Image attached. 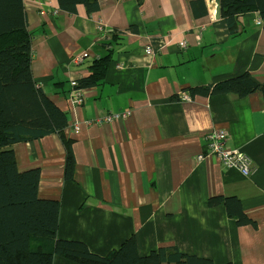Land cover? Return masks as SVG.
<instances>
[{
	"label": "crops",
	"instance_id": "1",
	"mask_svg": "<svg viewBox=\"0 0 264 264\" xmlns=\"http://www.w3.org/2000/svg\"><path fill=\"white\" fill-rule=\"evenodd\" d=\"M188 1L100 0L89 15L81 5L67 13L57 0H23L31 73L67 114L75 165L66 180L65 150L51 134L14 144L16 167L38 169L39 199L59 202L57 239L84 242L95 254L106 256L133 237L140 256L163 247L214 264H264L263 95L190 92L244 73L264 85V29L259 15L248 13L231 36L214 3L205 0L208 14L193 18ZM158 39L165 43L160 51ZM147 44L152 54L144 53ZM109 53L105 78L82 90L80 106L71 105L70 81L87 78ZM124 111V119L96 121ZM217 129L227 132V149L249 157L250 175L207 154ZM213 197L238 200L255 225H238L224 204L209 207ZM53 264L75 263L55 257Z\"/></svg>",
	"mask_w": 264,
	"mask_h": 264
},
{
	"label": "trees",
	"instance_id": "2",
	"mask_svg": "<svg viewBox=\"0 0 264 264\" xmlns=\"http://www.w3.org/2000/svg\"><path fill=\"white\" fill-rule=\"evenodd\" d=\"M143 1L137 0L138 5L142 6ZM57 2L67 13L81 5L90 15L100 7V0ZM188 4L193 18L208 14L205 0H189ZM254 12L259 15L264 29V0H220V19L231 36L238 35L239 17ZM116 37L112 35V39ZM31 55V33L23 0H0V264H53L55 257L75 264H214L175 248L161 247L140 256L133 237L106 256L91 252L84 242L57 239L59 202L39 199L40 171L19 172L12 150L14 144L55 134L65 150L64 178L73 180V140L64 133L67 114L34 81ZM112 60V53L95 60L90 66V75L77 81V88L99 85ZM55 86L62 87V84ZM190 92L192 95L233 93L239 97L261 92L264 99V85L254 81L248 73L219 82L211 90L193 88ZM207 204L209 207L224 204L227 215L235 218L238 225H255L241 212L240 203L234 198L213 197Z\"/></svg>",
	"mask_w": 264,
	"mask_h": 264
},
{
	"label": "built area",
	"instance_id": "3",
	"mask_svg": "<svg viewBox=\"0 0 264 264\" xmlns=\"http://www.w3.org/2000/svg\"><path fill=\"white\" fill-rule=\"evenodd\" d=\"M158 51L162 50L165 47V43L163 40L158 39L155 41ZM180 48L186 47V42L179 43ZM154 52V45L153 44H147L144 47V53L145 54H152ZM89 54L88 52H82L80 55H78L76 58L73 59V62L75 64L82 63L84 58L87 57ZM122 64H116L117 69L122 68ZM84 89L77 88V81L71 80L70 81V91H69V101L71 105L74 107L80 106L83 103V91ZM179 98L181 100H189V95L185 93L179 94ZM129 113L126 111L124 112H117V113H110L106 115L105 117L101 119H97L96 121L99 122H105V123H111L120 119H124ZM78 126L76 125L74 127L75 132L78 131ZM228 140L227 132H225L223 129H217L214 130L212 133L208 135V155H215L217 156L223 165H225L228 168H235L238 171H240L243 175H250L253 172V167L251 165V161L249 157L241 152L238 149H227L225 147V143ZM201 156L200 158H202Z\"/></svg>",
	"mask_w": 264,
	"mask_h": 264
},
{
	"label": "water",
	"instance_id": "4",
	"mask_svg": "<svg viewBox=\"0 0 264 264\" xmlns=\"http://www.w3.org/2000/svg\"><path fill=\"white\" fill-rule=\"evenodd\" d=\"M209 3H214L215 18H220V0H207Z\"/></svg>",
	"mask_w": 264,
	"mask_h": 264
},
{
	"label": "bare ground",
	"instance_id": "5",
	"mask_svg": "<svg viewBox=\"0 0 264 264\" xmlns=\"http://www.w3.org/2000/svg\"><path fill=\"white\" fill-rule=\"evenodd\" d=\"M213 10H214V7H213Z\"/></svg>",
	"mask_w": 264,
	"mask_h": 264
}]
</instances>
